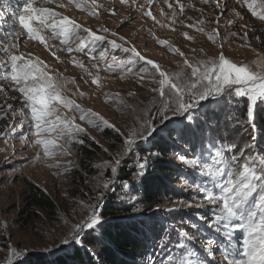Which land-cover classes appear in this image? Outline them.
<instances>
[{
	"label": "rangeland",
	"instance_id": "374dc122",
	"mask_svg": "<svg viewBox=\"0 0 264 264\" xmlns=\"http://www.w3.org/2000/svg\"><path fill=\"white\" fill-rule=\"evenodd\" d=\"M35 2L38 3V0ZM248 2L251 3L252 0H248ZM261 2L262 0H256V3L253 4V8L257 12H261ZM217 3L223 7L224 0H212L209 3H205L204 0H179V3L177 0H167V2L152 0L151 4L148 3V0H135V3L133 0H128L126 4H121L120 0H96V4L101 7L96 8L97 15L95 16L90 11L91 0L52 1L45 3L44 6L74 19L83 28H89L98 35H105L100 29L106 27L109 29L107 39H113L112 32L117 33L119 37H124L128 42L123 45L124 47L135 45L138 52L148 59L154 60L162 70L170 73L183 71L190 76L191 68L183 63L185 58L189 60L190 64H195L196 60L217 58L221 50L233 62L246 64L257 73H264V21L260 20L259 16L252 14L244 0H228V10L223 14L216 7ZM19 4L21 1L17 0L9 1L7 5L0 2V12H3V16L0 17V38H3L5 33L13 31L9 25L18 23V20L12 17V11H15V8L18 9ZM77 4L80 7H77ZM170 4L172 7H169ZM181 5H183L182 13ZM112 8L116 10L114 15L110 11ZM149 11L152 16L145 14ZM173 11L176 12L174 18ZM236 11L240 12L239 17L235 15ZM217 17H219L218 23ZM122 21L123 24H121ZM230 21L233 23H229ZM33 23L35 25V22ZM188 25H193V27H188ZM217 27L219 35L215 36V40L209 39V34H214V29ZM17 28H19L18 25H16V31H19ZM199 28H203L204 31H198ZM49 31L46 29L41 34L45 36L46 42L52 47V50L71 46L74 51L72 53L58 51L59 60H57L44 44L25 39L20 44L19 53H23L25 58L28 57V54H32L33 61L38 57L57 79L67 81L62 92L65 97L74 99L82 107L104 116L110 122L115 123L117 127H121L122 131L125 130L124 126H131L135 123L138 109L145 106L152 107L151 102L155 94L151 89L158 87V84L153 83L151 78H146V82L142 84L136 69L129 72L127 67H124L123 71L118 68L117 65L127 59V55L122 49H113L106 42H97L94 47H88L84 51H75L79 44L78 39L72 38L69 40V45H64L60 36L48 40V37L52 36ZM186 32L194 39L191 41L186 39L184 36ZM245 32L248 33L247 37L244 36ZM233 33L237 35H232ZM81 35H86V33L81 30ZM9 39L12 38L9 37ZM159 40L167 41L173 48H179L184 55H178L166 45L159 44ZM2 42L7 43L8 41ZM116 42L121 43L119 39ZM221 45H223L222 49ZM101 52H104L102 58ZM6 59V56L0 55V64ZM74 59L76 63H73ZM258 60L260 63H255ZM80 62H83L84 68L79 66ZM94 64L97 66L93 67ZM110 64L112 70L108 68ZM85 68L87 71L84 70ZM4 72L5 68L0 67V85L4 86V90L0 91V150L7 145V151H0V264H7L9 258L12 264H20L38 256L52 257L54 254H66L71 252L74 247L92 250L85 243L66 246L62 245L61 241L65 238L69 228L65 220L67 219L70 223L78 222L90 211L81 210L77 203L81 200L87 202L90 199L94 203L98 192L103 190L102 187L96 186L93 178L102 171L104 173L102 180L113 181L112 190L106 192L105 199L100 202L101 207L98 211L103 209L110 199V195L115 192L118 200L115 203L118 206L130 205L139 209L134 213L143 212L139 198L136 196V192L141 187V181L135 175L137 161L138 157L149 156L150 169L155 166L156 156H150L149 153L141 155L137 147L130 155L121 157L122 161L133 158L131 180H119L120 170L116 177H112L110 168H104L103 164L105 161L114 162L113 157L121 151L122 138L109 139L105 136L106 134H118L112 129H105L103 132L94 129L86 121L79 119L78 112L61 104L59 105L61 116H67L69 119L74 118V123L84 127L88 135L95 137V140L85 137V144H76L72 147L70 155L65 156L57 152V155L48 158L47 162H37L35 159L37 153L41 152L42 154V149L39 146L32 143L30 146L21 147L22 141L19 134L28 132L29 121L24 120L23 127H21L20 110L23 99L17 91L7 87L9 80L3 79ZM93 79H97L98 82L93 84ZM155 79H159L158 74ZM81 93L84 94L81 95ZM9 104L12 105L11 111H8L6 107ZM202 105L197 112V122L193 124L197 131H200L199 127L203 126L207 129L210 128L215 135L224 134L228 130L231 132L230 135L234 136V125L226 126L230 120L226 119L225 123V118L235 116L240 120L246 119L243 98L240 99V104L236 107H233L226 99L220 101L209 99L202 102ZM217 110L220 112L215 117L213 113ZM13 112L16 114L15 116H13ZM173 119L177 122L179 120L175 117ZM13 126L15 130L11 131ZM175 126L180 125L177 123ZM172 127L173 125H170L169 129H165L154 140L139 144V147L144 146L148 149L155 141H169L171 147L168 149L167 156L161 157L164 163L170 162L169 164L174 167L177 174L174 183H172L173 195L163 197L155 209L148 213L143 212L146 213L143 215L154 214L155 217H158V224H155L158 231L172 226L174 222L187 224L191 218L193 223H199L200 226L199 232L194 230L191 232V235L198 237L195 241L197 246L200 241L212 238H215L219 245L224 237L203 221H197L194 211L188 209L170 211L174 206L178 207L180 201L202 199V196L196 192L201 177L195 174L188 175L190 169L178 160V156L186 154L185 149L190 146L184 141L176 140L174 132L170 137L169 130ZM243 131L242 129L240 133ZM34 139L35 137H33V141ZM250 142L251 137H247L240 141L238 146L242 147L244 143ZM58 143L63 144L64 141L61 140ZM93 144L101 149H97L96 159L88 162V157L81 154L80 149L83 146L95 148ZM223 144L227 147L230 143L225 141ZM199 146L197 143V148ZM104 149H107V152ZM187 155L191 156V152H187ZM57 161L61 164L72 161L71 173L65 177L63 168L49 166ZM94 165H101V167L97 168ZM124 182H128L127 187L123 186ZM29 183L41 188L54 200L57 205L55 216L49 217L40 209H35L37 215H32L31 218L26 214L25 197L28 194ZM211 186L210 182L209 187ZM135 217L133 218L135 219ZM127 219L132 218L129 216L120 217L117 221L124 224L125 221H128ZM108 220L110 219H103V226L107 224ZM100 228L94 229L85 239L91 238V236L98 237ZM179 229L180 227L177 228V231ZM84 231L89 232L87 228ZM234 235L236 238L232 240L231 247L234 250L239 248L241 253L236 258L243 259L245 257L241 230H236ZM176 242L177 239H172L171 243L175 244ZM217 245L213 246L215 253L209 259H221L222 249ZM153 249L154 247L147 250L146 255L138 257L137 261L140 264H151L152 260L162 255L156 253L157 256H155L151 253L154 251ZM95 258L97 264H104L103 261Z\"/></svg>",
	"mask_w": 264,
	"mask_h": 264
},
{
	"label": "snow or ice",
	"instance_id": "6c2138e0",
	"mask_svg": "<svg viewBox=\"0 0 264 264\" xmlns=\"http://www.w3.org/2000/svg\"><path fill=\"white\" fill-rule=\"evenodd\" d=\"M0 2L7 5L8 0H0ZM49 2L50 0H38V3L35 0H21L22 8L12 11V17L18 20L19 31H16L15 23L11 24L9 27L13 31L5 33L3 38H0V55L7 57L0 64V67L5 68L3 79L9 80L7 87L17 91L23 99L20 110L21 127H23L24 120L29 121L28 132L19 134L22 141L21 147L34 143L42 149V154L37 153L36 161L47 162L48 158L56 156L57 152L65 156L70 155L72 147L76 144H85V137L95 140V137L88 135L84 127L74 123V118L61 116L59 105L62 104L78 112L79 119L86 121L94 129L101 132L105 129H112L122 138L121 151L113 157L114 162L105 161L103 164L104 168H110L112 177H116L119 165L122 163L121 157L130 155L139 147L140 142L154 140L165 129H169L170 125H173L169 130L170 137L174 132L176 140L184 141L190 146L185 149L186 154L178 156V160L190 169L188 175L195 174L201 177L196 192L202 196V199L180 201L179 206H174L170 211L182 209L194 211L197 221L208 224L224 239L219 245L216 239L212 238L200 241L197 246L195 241L198 237L191 235V232L193 230L199 232L200 226L199 223H193L189 218L188 223L182 224L177 231V242L172 245L171 249L169 248L172 242L171 235L165 233L160 236L162 242H157L156 246L162 255L152 260L151 264H264V143L261 141L264 132L257 127L258 121L264 120V107H261L264 105V73H257L246 64L233 62L224 55L222 50L217 58L196 60L195 64H190L185 58L183 63L191 68L190 76L183 71L170 73L162 70L154 60L138 52L135 45L124 47L123 45L128 43L124 37H119L117 33L112 32L113 39H107L109 29L106 27L100 29L105 35H98L89 28H83L74 19L63 16L50 7H45V3ZM127 2L128 0H120L121 4ZM204 2L209 3L212 0H204ZM244 2L247 3V7L254 16H259V19L264 21V0L260 3L261 12L253 8L256 0H252L251 3L248 0ZM148 3L151 4L152 0H148ZM227 4L228 0H224L223 7L220 3L216 4L221 14L228 10ZM77 7L80 5L77 4ZM98 7L101 6L96 4V0H91L90 11L93 16L97 15L96 8ZM169 7L172 5L170 4ZM110 11L114 15L116 10L112 8ZM180 11L183 12V5L180 6ZM145 14L152 16L150 11ZM235 15L239 17L240 12L236 11ZM2 16L3 12H0V17ZM175 16L176 12L173 11V18ZM218 20L219 17H217V23ZM123 23L122 21L121 24ZM188 27H193V25H188ZM46 29L52 30V36L48 37V40L59 35L63 37L62 43L69 45L70 39H78L79 44L75 51H84L88 47H94L97 42H106L113 49H122L127 59L117 65L118 68L123 71L124 67H127L129 72L136 69L142 84L146 82V78H151L153 83L158 84V87L151 89L155 94L151 102L152 107L145 106L138 109L135 123L131 126H124L125 130L122 131L121 127H117L104 116L82 107L74 99L65 97L62 92L67 81L57 79L38 57L33 61L32 54H28L25 58L23 53H19L20 44L25 39L44 44L57 60H59L58 51L68 53L74 51L71 46L52 50L45 36L41 34ZM81 30L86 35H81ZM198 31L203 32L204 29L199 28ZM216 35H219L218 27L214 29V34H209V39L215 40ZM247 35L248 33L245 32L244 36L247 37ZM184 36L190 41L194 39L187 32ZM117 39L121 43H117ZM5 40L8 42H2ZM158 43L166 45L178 55H184L179 48H173L167 41L159 40ZM222 47L223 45L221 49ZM100 55L102 58L104 52ZM73 63H76L75 59ZM255 63L259 64L260 61H255ZM79 66L84 68L83 62H80ZM96 66L93 65V67ZM108 68L112 70V65H108ZM84 70L87 71L86 68ZM156 74L159 76L158 80L155 79ZM97 82V79L92 80L93 84ZM2 90L4 86L0 85V91ZM241 98L244 99L246 107V119L240 120L235 116H228L226 119L236 121V125L244 131L251 127L254 134L251 136L250 143H244L242 147L232 143L226 147L222 141L218 142L216 138L205 135L203 130L197 132L193 128V124L198 119L197 112L203 106L202 102L209 99L216 101L226 99L233 107H236L239 106ZM6 107L8 111L12 110L11 104ZM12 114L16 115L14 112ZM174 117L179 118L178 122L173 119ZM177 123L180 126H175ZM10 130L14 131V126ZM33 137H35L34 141ZM61 140L64 141L63 144L58 143ZM197 143L200 145L199 148H197ZM0 151H7V145ZM13 151L15 152L14 148ZM104 151L107 152V149ZM189 151L191 156L187 155ZM149 155L159 156L160 153ZM71 164L72 161H67L66 164L57 161L49 166L63 168L66 177L72 171ZM94 167L100 168L101 165H94ZM148 169L149 156L138 157L135 175L139 181H143L149 175ZM103 175L101 171L97 177L93 178L96 186L103 189L98 192L95 202L93 203L90 199L87 202L81 200L77 203L81 210H90L88 214L75 223L65 220L69 228L65 238L61 241L62 245H83L85 238L94 229L103 227L102 211L98 209L101 207L100 202L105 199L106 192L112 190L113 183L110 180H102ZM210 182L211 187H209ZM123 186L127 187L128 182H124ZM73 211L75 212L76 209L74 208ZM137 211L139 209L133 208V212ZM85 228L89 232L86 233ZM236 230H241L243 235L242 247L245 257L243 259L236 258L240 256L241 250L239 248L234 250L231 247L232 240L236 238L234 235ZM95 239L96 237H91L89 243ZM214 245L222 249L220 260L209 259L210 256H214ZM7 264H12L10 258Z\"/></svg>",
	"mask_w": 264,
	"mask_h": 264
},
{
	"label": "trees",
	"instance_id": "16d2710c",
	"mask_svg": "<svg viewBox=\"0 0 264 264\" xmlns=\"http://www.w3.org/2000/svg\"><path fill=\"white\" fill-rule=\"evenodd\" d=\"M219 112L220 111L217 110L213 113V116L216 117ZM224 122L226 123V118ZM232 124L236 125V121L230 120L229 124L226 126H231ZM261 125H264V120H260L257 123V127L260 128L261 132H264V127H261ZM234 127L235 137L230 135L231 132H228V130H226L224 134L215 135L210 128L207 129L203 126L199 128L203 130L205 135H214V138L218 141H227L230 144L235 143L237 146L240 141L254 134V130L251 127L241 133L240 131L242 128L239 125ZM193 128L195 129L194 126ZM109 135L106 134L105 136L109 139L114 137L120 139L118 135H113L111 133H109ZM261 141L264 143V137H261ZM93 146L95 148L83 146L80 149V153L88 157V162L94 161L96 159L97 149H101L95 144H93ZM170 147L169 141L164 140L155 141L148 149L144 146L138 147V152L141 155L144 153H160L159 156L155 157V166L148 169L149 175L141 181V187L136 192V196L139 198V203L141 204L140 207H142L141 211L143 212L148 213L160 204L163 197L173 195L172 183H174L175 175L177 174L171 164L167 162L164 163L162 160L163 156H167ZM132 161L133 158L122 161L119 167V180H131L133 170L131 167ZM28 188V194L25 197V211L30 218L32 215H37L35 209L42 210L49 217H53L57 214V205L48 194L33 183H29ZM109 198L110 199H108V202L101 211L103 219L110 220L107 221L105 226L100 228L99 236L96 237L92 243H89L91 238L84 240L85 245L87 244V246H90L92 250L74 247L71 252L66 254H54L52 257L38 256L35 259H27L20 264H97L95 257L103 261L104 264H140L137 258L145 256L147 250L154 247V251L151 253L155 254V256H157L156 253H161L160 249L156 246L157 242H162L160 241L161 235L170 232L171 241L172 239H177V228H181V225L185 224L174 222L172 226L162 228L158 231L155 227V224H158V217H155L154 214L144 216L143 214L146 213H134L133 207L130 205L118 206L115 203L118 201L115 192L111 194ZM133 214L136 216L135 219L133 218L134 216H131ZM126 216L132 219H127L128 221H125L124 224L117 221L120 217L126 218ZM172 245V243L169 244L170 249Z\"/></svg>",
	"mask_w": 264,
	"mask_h": 264
},
{
	"label": "bare ground",
	"instance_id": "6f19581e",
	"mask_svg": "<svg viewBox=\"0 0 264 264\" xmlns=\"http://www.w3.org/2000/svg\"><path fill=\"white\" fill-rule=\"evenodd\" d=\"M59 13V12H58ZM64 16V15H63Z\"/></svg>",
	"mask_w": 264,
	"mask_h": 264
}]
</instances>
